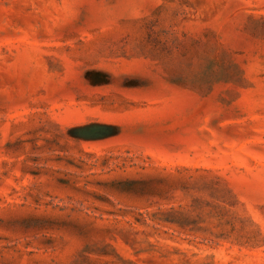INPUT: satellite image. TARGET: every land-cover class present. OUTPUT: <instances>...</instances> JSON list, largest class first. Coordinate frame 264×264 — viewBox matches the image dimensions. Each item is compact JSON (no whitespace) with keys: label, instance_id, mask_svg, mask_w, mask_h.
Here are the masks:
<instances>
[{"label":"rangeland","instance_id":"rangeland-1","mask_svg":"<svg viewBox=\"0 0 264 264\" xmlns=\"http://www.w3.org/2000/svg\"><path fill=\"white\" fill-rule=\"evenodd\" d=\"M0 264H264V0H0Z\"/></svg>","mask_w":264,"mask_h":264}]
</instances>
